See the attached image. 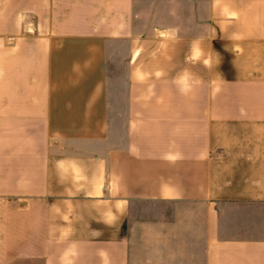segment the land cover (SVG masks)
I'll return each instance as SVG.
<instances>
[{"label": "crops", "instance_id": "crops-1", "mask_svg": "<svg viewBox=\"0 0 264 264\" xmlns=\"http://www.w3.org/2000/svg\"><path fill=\"white\" fill-rule=\"evenodd\" d=\"M105 262L264 264V0H0V264Z\"/></svg>", "mask_w": 264, "mask_h": 264}, {"label": "clouds", "instance_id": "clouds-1", "mask_svg": "<svg viewBox=\"0 0 264 264\" xmlns=\"http://www.w3.org/2000/svg\"><path fill=\"white\" fill-rule=\"evenodd\" d=\"M225 50L226 51H229V49L227 48V46L225 47ZM198 56H199V53H195V57H198ZM193 62H195V58H194ZM101 255L104 256L105 254L104 253H101ZM105 264H106V262H105Z\"/></svg>", "mask_w": 264, "mask_h": 264}, {"label": "rangeland", "instance_id": "rangeland-1", "mask_svg": "<svg viewBox=\"0 0 264 264\" xmlns=\"http://www.w3.org/2000/svg\"><path fill=\"white\" fill-rule=\"evenodd\" d=\"M241 172H245V170L243 169V167H242V170H241Z\"/></svg>", "mask_w": 264, "mask_h": 264}]
</instances>
